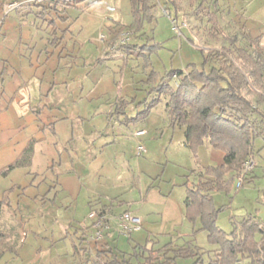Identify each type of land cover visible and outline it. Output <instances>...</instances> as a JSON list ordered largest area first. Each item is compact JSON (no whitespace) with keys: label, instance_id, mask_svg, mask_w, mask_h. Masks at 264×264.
Wrapping results in <instances>:
<instances>
[{"label":"rangeland","instance_id":"rangeland-1","mask_svg":"<svg viewBox=\"0 0 264 264\" xmlns=\"http://www.w3.org/2000/svg\"><path fill=\"white\" fill-rule=\"evenodd\" d=\"M252 1L255 3L258 0L220 1L219 7L223 10L221 22L227 32H232V26L228 17L236 16L235 14L239 13V19L244 24L246 14L242 9L247 5L246 3ZM65 7L66 12L70 13V19L66 21V23L70 22V29L64 32V37L60 44L53 45L49 42L47 30L45 29L46 21L44 22L40 17L33 18L34 14L32 13L26 19L19 20L22 37H20L15 45L18 53L28 59L30 48L25 44L26 33L28 34V41L31 40V44H33L32 48L39 54L38 60L40 66H43L45 69L42 80L41 100L46 103L41 110L42 112L37 113L42 117L38 126H35L36 124L34 126L30 125L24 115L23 118L17 119V116H14L15 126H18V123H20V126H23L21 130L24 133H28L35 141L37 140L39 145L44 143L43 145L46 146L45 143H47V138H49L52 141V147H59L61 153L67 149L69 150V148L65 143L62 144L61 140L57 139L53 142L56 137H52L49 123L53 125H61L62 123L72 124L79 131L82 127L80 126L82 122L76 119V115L80 114L81 110L89 104L92 108V113L87 115L88 119L83 122L84 126L82 129L88 127L92 129L96 128L100 117H97V113L93 116V112L98 108L97 106L94 108L95 104L101 108V106L108 104L106 102L109 100L114 101L117 94H135V100L129 105V108L133 109L139 106L140 109L143 105H136L139 104L136 102L148 97L147 84L144 82V79L148 77L149 70L154 69L160 73L163 71L168 72L171 69L185 68L189 63H194L197 67H200L203 56L207 51L206 46L211 44L219 46L224 42L222 38L209 39L205 35L206 18L202 17L199 20L197 16L185 10L186 13L179 14L186 23V25H182L181 17L177 19L173 11L168 13L162 7H157L155 9L156 17L154 22L151 26L149 25L144 29L145 34L138 40L140 44L145 42H148V45L158 44L151 47V52L147 50L143 53L134 52L133 48L124 50L121 53L123 57L127 58H125V64L120 66L121 60L124 58L122 59L119 55V50H114L109 45L106 46L105 36L108 34L109 25L114 24L115 20L124 23L131 21L128 0H94L88 4L84 0L75 3V6L71 4L65 5ZM100 8H102V11L107 16L106 20H103L100 25L97 24V27L93 28L89 25H84L83 33H87L90 36L87 41L82 40V34L79 31L77 32L78 36H75L74 33L79 30L80 26H83V19H85L87 13L91 9L96 10ZM78 13L82 14L74 20L76 18L74 17L75 14L77 15ZM173 18H176L179 30L173 27ZM33 20H36L40 25L35 26ZM256 21L260 22V19L256 18ZM236 24L237 22H235ZM61 25L64 24L61 23ZM94 28L96 30L91 31ZM123 30L128 31L126 28ZM120 32L118 31L117 41L124 40L129 43H135L136 36H133L131 31L128 36L127 33L129 31L126 33ZM132 46L134 47L135 45ZM97 57H103V62L94 68L95 65L92 63ZM5 71L2 74L0 73V79L4 77L8 83L9 80L8 76H5ZM105 77H107V80H105ZM99 79L100 81L103 79L101 83L107 85L108 83L105 81H110L109 86L112 89H108L109 92L107 94L97 97L96 93H98L100 88ZM111 79L114 82L111 83ZM134 85V89L131 88ZM150 98L151 96L147 100ZM30 104H32V100ZM165 108V101H161L156 108L151 110L150 115L146 119L152 128L149 131L147 130L148 134L146 133L141 139L137 140L128 135H124L123 137L118 136L119 141L123 139L122 141L124 142L122 144H118L117 142L113 146L105 148L104 150L109 153V157H112V160L107 162L100 171L98 169L95 170L98 166V158H95L97 154L96 149L94 150L91 147L95 151V155L89 152L88 149H90L89 147L94 141L97 143L103 141V139L98 141L97 134L95 139L89 137V135L85 139L80 138L78 140L76 138L80 143L78 154L84 153L83 156L79 155L78 158H75L74 166L77 171L79 174L82 173V176H87L88 178L98 176V174H101L102 178L103 175H108L113 180L122 183L123 186L121 185L117 189L122 191L120 196L128 201V203H124L123 207H129V211L140 219V230L132 231L130 237L137 242L147 243L148 247L152 244L160 246L170 240L182 243L189 239L190 236H187L186 233L191 230L192 225L184 217L183 200L186 193L184 173L187 170L189 171L190 168L192 169L197 166V159L192 151L184 146L183 128L177 125L173 128L172 126H167ZM130 112H127L128 115H132ZM62 116H67L65 122H62ZM113 121L114 119H112V122L109 121L108 126H111ZM144 121H138L134 124L130 123V127L140 125ZM162 121L163 123H161ZM79 136L80 134L77 132L76 137ZM117 140L115 138V141ZM139 143L144 145L146 151L137 154L134 149L136 144ZM148 149H150V152H148ZM0 152H4L3 147H0ZM89 157L93 162L92 165L89 163ZM107 159H109L108 156ZM253 160L255 164L251 170L252 175H254L252 180H247L240 176L234 177L227 191L213 192L215 204L224 205L217 215V223L224 230H230L234 223H237L236 220L246 213H252L258 219L264 220V157L260 153L255 152ZM57 161L56 159L45 164V168L51 169L57 165ZM18 165H22V163ZM80 167H85L88 170V174L90 171L92 175H86L85 172L79 171ZM26 168L30 169L29 167ZM4 169L5 172L0 173V193L2 194L1 198L4 206V210L2 209L0 215L2 214L6 218L8 215L7 211H11L10 213L13 215L12 217L9 216L11 218L9 224L12 225L13 222V226H18L21 223L25 225L24 229L28 230V220L31 218L23 216L22 220H20L19 217L22 213H17L16 215L11 206L7 210L5 207L6 205L8 206L9 196L14 199V193L17 190L20 192L23 189H26L27 192L33 190L29 186L32 176L30 172H27L23 173V177L16 179L13 177L14 175L10 174L9 177H13L10 181V178L6 179V175L10 171L8 165ZM45 175H48V171H46ZM238 181H241L240 186H237ZM10 182H15V184L13 185ZM139 184L141 187H139ZM148 184L150 187L146 190ZM4 185L5 188L3 187ZM61 210H64V208L62 207ZM64 215L65 213H60V216L63 217ZM42 217L45 219L46 225L48 222H52V214H49L46 210H44ZM3 219L0 222V232L2 231L0 233V264H77L74 259L67 260L66 256L60 259L57 257L53 258L52 251H47L43 244L41 254L35 258L34 253L36 250L33 248L36 244L30 239L32 235L30 231L27 232L28 237L24 243L19 241L18 236L15 235L13 238H9V243H6L4 228L8 227L3 222ZM61 224L63 225V223ZM196 224L192 225V228L196 227ZM67 225L62 226V234L64 233V229H67ZM72 225V229H69L71 231L74 230L76 224L73 223ZM56 227L58 226L56 225ZM19 230L17 231L19 232ZM57 233L58 229L56 228L55 235ZM126 237L127 235H121L116 242L120 256L122 255V250L128 252L132 250L129 244H127L128 238ZM193 238L195 243L204 247L209 246L206 241V231H198ZM6 246H10V249H5ZM189 262L190 259L178 260L179 264H189ZM245 264L251 263L246 260Z\"/></svg>","mask_w":264,"mask_h":264},{"label":"crops","instance_id":"crops-1","mask_svg":"<svg viewBox=\"0 0 264 264\" xmlns=\"http://www.w3.org/2000/svg\"><path fill=\"white\" fill-rule=\"evenodd\" d=\"M93 1L85 0L86 4ZM220 1L222 0H219V2ZM3 2L4 0H0V73L2 74L6 70L5 76H8L9 82L7 83L4 77L0 79V147L4 148V152H0V173L5 172L4 167L6 165H8L10 170L6 175V179L10 178V174H12V176L14 175V178L19 179V177L24 176L23 173L30 172L32 179L29 186L33 189L31 190V192H27L26 189H23L21 192L17 190L16 193H14V199L9 196L7 202L8 206L6 205L5 207L6 210L11 206L16 215L17 213H22V215L19 217L20 220H22L23 216L31 219L28 220L29 224L27 223L29 229L25 230L24 224L20 223L18 226H13V222L12 225L9 224L11 222V218H9V216L12 217L13 215L10 213L11 211H7L8 215L6 216V218L1 214L0 222L2 218H4L3 222L7 224L6 226L8 227H3L5 230V233H3L6 237V243H9V238H13L14 235L18 236L17 238L19 239V241H22V243H24L28 237L27 232L30 231L32 234L30 236V239L34 244H36V246H34L33 248L36 250L34 253L35 258H37L38 255L41 254L43 244L46 247L47 251H52L53 258L57 257L58 259H60L61 257L66 256L67 260L74 259L77 264H93L92 262L95 259L102 258L104 260L108 257H116L118 261L130 258V262H136L135 257L133 258V256L129 255L126 257V255L130 253L126 250H122V255L120 256V251L116 246V242L119 240L118 238L121 235H127V244H129L131 248H133L136 244H145L133 240L130 237L132 231L126 233L121 232L116 228L115 215L121 213L124 210H130L127 206L123 207L124 203H128V201L120 196L122 191L117 189L122 185V183L118 182L117 180H113V178L108 175H103V178L101 177V174H98V176L91 178L82 176V173L79 174L74 164L75 158H78L79 155L83 156L84 154H78V148L80 149V143L78 140L80 138L85 139L86 137H88V135L89 137L95 139L97 134L98 141L101 139H103V141H99L97 143H95L94 141L92 145H90V149L88 150L89 152H92L93 155H95L96 153L92 150L91 147H93L94 150L96 149L97 154L95 158H98V166L95 170L98 169V171H100V169L104 165H106L107 162H110V160H112V157H109V153L104 150L105 148H109L117 142L118 144H122L124 141H122L123 139L121 138V141H119L120 136L123 137L124 135H128L138 140L146 135L149 130H151L152 127L147 122L146 118L148 117V115H150L151 110L156 108L159 103L150 108L146 116L140 119L136 118V116L137 113L144 108V102H142L141 100L136 102L139 103L136 105H143L142 108L140 107L139 109L138 106V108L130 109L129 105L134 102L135 94H117L114 101L109 100L110 102H106L108 104H105L103 106L100 105L101 108H99V106L95 104L94 108L96 106L98 108L95 109V112H93V116H95L97 113V117H100V119L97 121L98 126L93 129L89 127L82 129L84 126L83 122L88 119L87 115H89V113H92V108L88 104L86 105L87 107H84L81 110L80 114L76 115V119H79L82 122L81 125L79 124L80 126H82L79 131H77L75 129V126H73L72 124L68 125L62 123L61 125H53L52 123H49L52 130V137H56L53 142H55L57 139L61 140L62 144L65 143V145L68 146L69 150L67 149L65 152L61 153L59 147H52V141L49 140V138H47L48 141L47 143H45L46 146L43 145L44 143L42 145H39V142L37 140L35 141L33 138H31V136H29L28 133H24L21 130L23 126H20V123H18V126H15V115L17 116L16 119L23 118L24 115L26 121L30 125L34 126V124H36L35 126H38L39 121L42 117L37 113L42 112L41 110L46 105L45 101L41 100L42 80L45 69L43 66H40V62L38 60L39 54L34 50V48H32L33 44H31V40L28 41L29 36L27 33L25 37V44L28 45V48H30L28 59L25 56L22 57V55H20L18 53V50H16L15 48V45L19 41L20 37H22V29H20L19 27V20L26 19L32 13L34 14L33 18L40 17L41 20H43L44 22L46 21L45 29L47 30L49 42H51L53 45H58L61 43V40L64 37V32L70 29V22L66 23L67 19H70V13H68V11L66 12L65 5L56 0H17L16 7L4 14ZM246 4L247 5H245L242 9V11H244V13L246 14L244 24H242L241 19H239V13L235 14L236 16L233 17L229 16L228 20L230 21L232 28L241 27L247 32H250V34L253 36L261 35L260 45L264 46V0H258L255 3H253L252 1ZM80 14L82 13H78V16L75 14L74 17L76 18L74 19L73 17V19L76 20L79 16H81ZM176 17L177 19L178 17H181L182 21L181 15H177ZM106 18L107 16L102 11V8L96 10L91 9V11L87 13L85 19H83V26H80L79 30H77L75 32L76 34L74 33V35L78 36L77 32L79 31V33L81 32L82 34V40L87 41L90 36L87 33H83L84 25H89L92 28L97 27V24L100 25L103 20H106ZM256 18L260 19V22L256 21ZM33 21L35 26L40 25L36 22V20ZM235 22H237L236 25ZM61 23H63L64 25H61ZM129 23L130 22L124 23L119 20H115L114 24L109 25L108 34L107 36H105L106 46L109 45V42L113 35H115V33H117L120 29H124V25ZM93 30L95 31L96 28L92 29L91 31ZM122 32L126 33L128 31L123 30L120 33ZM135 38L136 41L135 43L132 42V44L136 45L134 47L130 46L129 49L133 48L134 52L137 51L139 53H143L146 50L148 52L152 51L149 50L151 49V46L150 48H148V46L145 48H141L142 43L140 44L138 40L141 37L136 36ZM117 39L118 38L116 36L113 45L109 46H111L114 50H119V55L122 57V59L124 58L120 63V66H122L123 64H125V58L127 57H123L121 52H123L124 50L119 49L118 47L116 48L115 45L124 42V40L119 42L117 41ZM212 47H216V45L211 44L206 46L207 49ZM102 58L103 57L96 58V60L92 63L93 65H95L94 68H96L103 62ZM154 71L156 72L157 76H155L151 81H148L149 75L148 77H146V79H144V82L147 84V89L151 84L154 85L161 75L167 72L163 71L162 73H160L157 70ZM105 80H107V77H105ZM102 81L103 79L101 81L100 79L98 80V82L100 83V88L98 93H96L97 97L107 94L109 92L108 89H112L109 86L110 81H105L108 83V85L102 84ZM112 82H114L113 79H111V83ZM171 82H173V80H171ZM134 87L135 85L133 87L131 86V88L133 89ZM147 96H150L148 92ZM148 97L146 99H148ZM31 100L32 104H30ZM162 101H164V99ZM128 108L131 110V112ZM127 110L132 115H128ZM165 112L167 126L171 127L172 125L169 124L167 118L166 108ZM66 117L67 116H62V122H65L67 120ZM112 119H114L113 123L111 124V126H108L109 121L112 122ZM142 120H145L142 124L130 127V123L134 124ZM164 120L165 119L163 117V121ZM163 121L161 123H163ZM173 127L174 126H172V128ZM180 127L183 128L182 126ZM137 129H144V133L136 134L135 131ZM182 130L184 134V128ZM77 132H79L80 134L79 137H76ZM76 138H78V140ZM115 138H117L118 140L115 141ZM184 146L188 148L186 143ZM255 147L256 152L260 153L262 157H264L263 137L258 136L255 139ZM27 148L30 149V153L28 154L26 161L22 165H18L16 162L22 157ZM148 152H150V149H148ZM85 154L89 155L87 153ZM194 155L197 159V166L192 169L198 170L203 169L207 166L220 164L223 160L224 152L220 149L212 147L208 142H204L197 148ZM107 156L109 159H107ZM91 158L89 159V163L92 165L93 162L91 161ZM56 159L58 160L57 165L49 169L50 171L45 168V164L50 163L51 161H55ZM26 167H29L30 169H27ZM190 170H187L184 173L185 179L188 178L187 174L190 172ZM46 171H48L47 176L45 175ZM79 171L85 172L86 175L88 174V170H86L85 167H80ZM88 175H92V172L89 171ZM13 177L10 178V181L13 179ZM247 177L253 178L254 175L249 172ZM10 183L13 185L15 184V182ZM3 187L5 188V185ZM139 187H141L140 184ZM146 187V190H148L150 185L148 184ZM1 197L2 194L0 193V199ZM62 207L64 208V210H61ZM93 208L98 211L107 212L110 216V228L104 230L103 236L97 240L90 239V234L92 233L93 228L91 226V219L87 216L88 211ZM2 209L4 210V206H2ZM44 210L49 212V214H52V222H48L47 225L45 219L42 217ZM61 212H63V214L65 213L63 217L60 216ZM43 220L45 221V223ZM188 222L192 225L197 223L196 227H198L199 225L198 221H196L195 223H191L190 221ZM61 223H63V225ZM73 223H75L76 225L74 226V230L71 231L69 229H72ZM66 224H68L67 229H64V233L62 234V226ZM56 225L58 227H56ZM192 225L191 230L186 233L187 236H190L189 239L194 237V235L197 233L196 232L193 235L192 230L196 227L192 228ZM56 228L58 229V233L55 235ZM17 230H19V232ZM138 230H140V227L137 230L133 231ZM0 233H2V231ZM5 249H10V246H6ZM119 264L123 263L119 262Z\"/></svg>","mask_w":264,"mask_h":264},{"label":"trees","instance_id":"trees-1","mask_svg":"<svg viewBox=\"0 0 264 264\" xmlns=\"http://www.w3.org/2000/svg\"><path fill=\"white\" fill-rule=\"evenodd\" d=\"M56 1L74 5L80 0ZM128 2L131 21L124 25L129 31L127 36L131 31L133 36L142 37L144 29L154 22L155 9L162 7L165 12L173 11L175 17L187 10L199 20L206 18L205 35L209 39L224 40L219 46L207 49L201 67L189 63L185 68L171 69L161 75L148 87L151 98L142 100L144 108L136 116L142 119L150 108L164 99L169 124L184 128V142L192 153L208 142L224 155L218 165L191 169L184 181L185 217L191 223L199 222L192 233L206 231L209 246L196 244L193 237L182 243L167 241L160 246L136 244L128 253L136 258L135 263L130 262V258L118 261L116 257L98 258L92 263L179 264V259H190L189 264H245L246 260L251 264H264V220L246 213L230 230H224L217 223V215L224 205H216L213 198V192L227 191L234 177L252 180L247 177L252 168L244 172L241 163L254 157L255 139L258 136L264 138V46L260 45L261 35L253 36L241 27H233L232 32H227L221 22L223 10L219 0ZM118 34L113 35L109 45ZM157 44L145 42L141 48ZM132 45L136 44L124 41L115 47L128 50ZM148 75V81L157 76L154 70ZM29 153L27 148L16 163L23 164ZM240 184L241 181L237 186ZM2 206L1 198L0 213Z\"/></svg>","mask_w":264,"mask_h":264},{"label":"built area","instance_id":"built-area-1","mask_svg":"<svg viewBox=\"0 0 264 264\" xmlns=\"http://www.w3.org/2000/svg\"><path fill=\"white\" fill-rule=\"evenodd\" d=\"M17 5V0H4L3 2V12L6 14L10 10L14 9ZM172 25L175 29L179 30V27L177 25L176 18H173ZM182 25H185V22H182ZM136 134H143L144 129H137L135 131ZM146 149L143 144L139 143L135 147V152L137 154L144 152ZM254 160L253 157H249L242 161L241 163V170L247 171L250 168L253 167ZM240 181L237 182V185H239ZM87 216L91 219V226L93 228L92 233L90 234V239H99L103 236L104 230H107L110 228V222L107 212L104 211H98L96 209H90L87 213ZM116 218V228L121 232H129L133 230H137L140 225V219L139 217L133 215L129 210H124L121 213H118L115 215Z\"/></svg>","mask_w":264,"mask_h":264}]
</instances>
